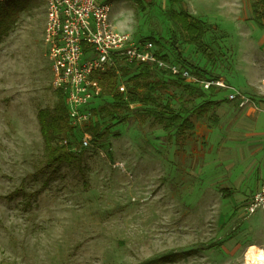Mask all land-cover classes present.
Wrapping results in <instances>:
<instances>
[{
  "label": "rangeland",
  "instance_id": "1",
  "mask_svg": "<svg viewBox=\"0 0 264 264\" xmlns=\"http://www.w3.org/2000/svg\"><path fill=\"white\" fill-rule=\"evenodd\" d=\"M111 1L116 30L139 42L169 39L165 1L141 0L142 8L131 0ZM201 20L212 62L180 37L182 60L264 98L258 40L247 43L246 28L228 27L216 15ZM43 27L41 0L0 4V264H141L191 250L199 253L166 264H244L248 246L264 247L261 214L241 216L252 191L238 188L232 166L205 170L206 139L215 127L209 115L215 111L202 119L190 114L194 129L178 138L144 115L152 105H133L118 114L105 141L81 151L80 169L45 167L36 114L51 109L57 97ZM163 53L167 62L178 61L171 50ZM153 73L164 85L158 90L163 103L178 112L181 90L167 71ZM211 97L226 100L227 92ZM222 132L232 139L225 127Z\"/></svg>",
  "mask_w": 264,
  "mask_h": 264
},
{
  "label": "built area",
  "instance_id": "2",
  "mask_svg": "<svg viewBox=\"0 0 264 264\" xmlns=\"http://www.w3.org/2000/svg\"><path fill=\"white\" fill-rule=\"evenodd\" d=\"M11 0H0L6 4ZM44 6L42 45L52 74L54 90L63 95L69 124L78 133V146L86 150L92 145V136L84 130L94 120L101 87L96 75L107 72L120 63H138L167 71L204 92L212 88L227 92V100L239 108H256L257 99L235 90L215 77H199L176 63L159 57L151 41L139 42L116 30L110 18V0H41ZM119 92L125 87L120 84ZM264 94V82H263ZM63 145L67 140L62 141ZM110 151V150H109ZM242 217L256 213L264 220V186L256 190L242 208ZM244 264H264V247L250 245L243 254Z\"/></svg>",
  "mask_w": 264,
  "mask_h": 264
},
{
  "label": "trees",
  "instance_id": "3",
  "mask_svg": "<svg viewBox=\"0 0 264 264\" xmlns=\"http://www.w3.org/2000/svg\"><path fill=\"white\" fill-rule=\"evenodd\" d=\"M131 1L138 8H142L141 0ZM164 1L169 6V8L163 11V16L169 25V39L147 38L145 41H151L156 46L157 54H159L161 59L167 61L168 57L163 52L166 49L171 50L178 60L174 59L175 63L188 69L193 75L213 77L210 76V73L204 67L186 63L182 60L177 50L178 39L183 37L187 45L194 46L198 51L206 55V48L202 42L204 36L202 23L192 18L183 9H175L180 4V0ZM251 8L252 20L258 28L263 29L264 26L261 21L262 17H264V3L258 0L251 4ZM206 56L207 60L212 62L211 56ZM156 70L159 69L145 64L117 62L112 69L96 75V79L101 87L100 100L96 108L92 110L94 120L84 127V130L91 134L93 144L105 141L110 135L112 127L115 125L118 114L130 110V107L133 105H152L143 109L144 115L152 120V124L161 126L167 136L174 134L180 138L185 133H190L194 129V124L189 119L190 114L194 115L196 119H202L222 103L228 102L227 100H209L208 96H213L216 93L214 88L209 92H204L197 86L185 83L180 77L171 76V84L181 90V95L178 99L180 109L176 113L172 112L170 103H163V99L158 92L159 88L161 86L164 87V85L155 79L153 72ZM120 84H123L125 87L124 93L118 90ZM56 97L57 102L51 109H41L36 114V120L44 145V166L56 169L62 164H67L80 169L82 150H73L75 146H78V133L69 124L62 93L56 91ZM107 98L111 99V101L106 102ZM196 100H202V103L195 107L193 105ZM209 120L215 125L217 118L214 112L210 113ZM64 139L67 140L66 145L62 144ZM226 195L228 196V194ZM206 249H210V246L200 250ZM197 253H199V250L183 253L170 252L141 264L176 263L184 261Z\"/></svg>",
  "mask_w": 264,
  "mask_h": 264
},
{
  "label": "crops",
  "instance_id": "4",
  "mask_svg": "<svg viewBox=\"0 0 264 264\" xmlns=\"http://www.w3.org/2000/svg\"><path fill=\"white\" fill-rule=\"evenodd\" d=\"M256 1L258 0H180V4L175 8L183 9L197 21H202L201 17L213 19L216 15L220 20L219 23H225L228 27L239 30L246 28L248 30L245 33L246 42L253 44L254 39L258 40L256 43L261 49L260 56L264 62V27L258 28L252 20L251 4ZM260 1L264 3V0ZM261 22L264 26V17ZM258 82L259 79L256 80V83ZM208 99L214 101L212 97ZM256 99L255 109L239 108L236 103L227 99V103H222L213 109L217 121L207 136L209 151L204 158L207 167L205 170L210 169L209 167L214 164L219 167L232 166L238 188L252 191V194L264 186V98ZM223 127L226 131H230L231 140L228 135L226 136L228 132H222ZM218 144L220 147L214 149ZM225 195L230 197L232 194L225 192Z\"/></svg>",
  "mask_w": 264,
  "mask_h": 264
}]
</instances>
